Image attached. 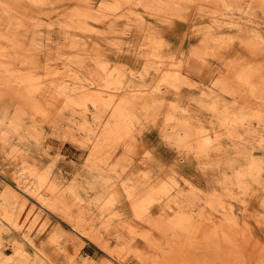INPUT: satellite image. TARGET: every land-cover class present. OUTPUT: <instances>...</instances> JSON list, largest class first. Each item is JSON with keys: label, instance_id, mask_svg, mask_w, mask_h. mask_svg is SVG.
<instances>
[{"label": "rangeland", "instance_id": "obj_1", "mask_svg": "<svg viewBox=\"0 0 264 264\" xmlns=\"http://www.w3.org/2000/svg\"><path fill=\"white\" fill-rule=\"evenodd\" d=\"M31 2L0 0L6 264H264V0Z\"/></svg>", "mask_w": 264, "mask_h": 264}, {"label": "bare ground", "instance_id": "obj_2", "mask_svg": "<svg viewBox=\"0 0 264 264\" xmlns=\"http://www.w3.org/2000/svg\"><path fill=\"white\" fill-rule=\"evenodd\" d=\"M32 1V2H31ZM35 1H37V0H30V2L32 3V4H34V5H37L36 3H35ZM39 1V0H38ZM43 1V0H42ZM47 2H48V0H46ZM34 2V3H33ZM41 2V1H40ZM43 4V3H42ZM28 6H30V5H28ZM7 7V6H6ZM31 7V6H30ZM34 7H36V6H34ZM4 8V7H3ZM32 8V7H31ZM60 8V7H59ZM62 8V7H61ZM69 8H71V7H68V9ZM77 7H75V8H73L72 7V10H74V9H76ZM79 8V7H78ZM90 8V7H89ZM92 8V7H91ZM99 8H101V7H99ZM39 9V8H38ZM38 9H37V11H38ZM65 9V8H64ZM93 9V8H92ZM8 10V9H7ZM43 10V9H42ZM53 10V9H52ZM51 10V11H52ZM71 9H70V11H69V13H72L71 11H72ZM80 10H84L83 9V7H82V9L80 8ZM90 10V9H89ZM96 10V9H95ZM99 10V9H98ZM4 11V10H3ZM6 11V10H5ZM87 12L86 13H89L88 12V9L86 10ZM50 12V11H49ZM61 12V11H60ZM75 12V13H74ZM79 13V12H78ZM85 13V12H84ZM13 14H14V12H13ZM57 14H59V12L57 13ZM61 14V13H60ZM68 14V13H67ZM73 14H75V16H76V11H73ZM73 14H71V15H73ZM80 14V13H79ZM94 15H95V12L93 13ZM92 13H89V15H91V16H94ZM104 14V13H103ZM64 15H66V14H64ZM70 15V14H69ZM78 15V14H77ZM82 15V14H81ZM86 16H88V15H86ZM85 16V17H86ZM96 16V15H95ZM104 16V15H103ZM12 17V16H11ZM80 18V17H79ZM88 18V17H87ZM90 18V17H89ZM92 18V17H91ZM98 18V17H97ZM96 19V18H95ZM98 19H100V18H98ZM78 21H79V19H78ZM78 21H76V23L78 22ZM85 22V21H84ZM76 23H74V24H76ZM79 23V22H78ZM81 23H83V22H80V24ZM88 23V22H87ZM74 24H73V26H74ZM89 24V23H88ZM70 25H71V23H70ZM90 25V24H89ZM79 26V25H78ZM82 26V25H81ZM92 26V25H91ZM89 28V27H88ZM82 29V28H81ZM91 29V28H90ZM84 30V29H83ZM152 33V32H151ZM78 41V40H77ZM152 41V40H151ZM73 43V42H72ZM71 43V45H72V47H73V44ZM8 45V44H7ZM11 45V47L13 48V46H15L14 44H13V46H12V43L10 44ZM20 46V44L18 45V47ZM68 46H70V45H68ZM67 46V47H68ZM75 46V45H74ZM11 47L10 48H8V49H10V51H11ZM18 47H16L17 49H18ZM72 47H70L71 48V50L74 48H72ZM21 48V47H20ZM76 48V47H75ZM74 48V49H75ZM69 49V48H68ZM5 50H6V48H5ZM70 50V49H69ZM78 50V49H77ZM77 50H72L73 52H76ZM19 51H21V49H19ZM6 52H7V50H6ZM5 52V53H6ZM72 52V53H73ZM19 53V52H18ZM17 53V54H18ZM3 54V53H2ZM7 54L8 55H10L8 52H7ZM7 54H5V55H7ZM12 54V53H11ZM76 54H78V53H76ZM4 55V54H3ZM13 55V54H12ZM148 56H149V54H147ZM150 55H151V53H150ZM153 55V54H152ZM20 56V55H19ZM80 57V56H79ZM150 57V56H149ZM23 58H25L26 59V57H24L23 56ZM23 58H21L22 60H23ZM78 58V57H77ZM20 58H18V60H19ZM20 59V60H21ZM25 62V61H24ZM30 62V64H32L33 62L32 61H29ZM29 62H26V63H24L25 65H27ZM5 63V62H4ZM7 63V62H6ZM35 63V62H34ZM8 64V63H7ZM5 65V64H4ZM29 65V64H28ZM33 65V64H32ZM30 66V65H29ZM35 66V65H34ZM34 66H31L32 68H34ZM6 67V66H5ZM50 67V66H49ZM82 67H84V65L82 66ZM88 67V66H87ZM16 68H18V67H16ZM28 68V67H27ZM48 68V67H47ZM54 68V67H53ZM8 69V68H7ZM50 69H51V67H50ZM85 69V68H84ZM91 69V68H90ZM29 70L31 71L32 69H28V72H29ZM87 70V69H86ZM89 70V69H88ZM16 71V70H15ZM33 71V70H32ZM37 71V70H36ZM48 73H47V75L51 72H54L53 71V69H51V71L50 70H46ZM5 72V71H4ZM3 72V73H4ZM7 73L9 72V71H6ZM10 72H12V71H10ZM9 72V74H11ZM34 72V71H33ZM33 72H29L31 75L30 76H33L34 75V73ZM14 73V72H13ZM12 73V74H13ZM16 73V72H15ZM33 73V74H32ZM50 73V74H51ZM91 72H89V74H90ZM5 74V73H4ZM36 74V73H35ZM50 74H49V76H50ZM53 74V73H52ZM51 74V75H52ZM37 75V74H36ZM36 75H34V76H36ZM6 77L8 76V75H5ZM17 76V75H16ZM9 77V76H8ZM15 77V76H14ZM13 77V78H14ZM19 77V76H18ZM18 77H17V81L19 80L18 79ZM12 78V77H11ZM12 78V79H13ZM34 78V77H33ZM9 79V78H8ZM33 81H34V79H32ZM38 80L39 79H35V81H36V83L38 82ZM11 81V80H10ZM14 81V80H13ZM29 81V82H28ZM32 81V82H33ZM34 81V82H35ZM41 81V80H40ZM12 82V81H11ZM15 82H16V80H15ZM33 82V83H34ZM26 85H29L30 83H31V79L30 80H27L26 82ZM28 83V84H27ZM24 84V83H23ZM39 84V83H38ZM20 85H21V83H20ZM14 87H16L15 85H13ZM22 86V85H21ZM25 86V85H24ZM12 87V86H11ZM21 88V87H20ZM23 88V87H22ZM16 91V90H15ZM14 91V92H15ZM22 91V90H21ZM14 92H12V93H14ZM15 94V93H14ZM240 178H241V176H239ZM240 178H238V180L240 179ZM241 182V181H240ZM26 184L27 183H24L23 182V184L21 185L23 188L22 189H20L19 187V190L21 191V192H23L22 193V195L24 194L27 198H29L31 201H33V203H35L38 207H40L41 209H43V210H48V207H50L49 206V201L45 198V197H42V196H40V195H38L37 193H33V191L31 192L30 191V189L28 188V187H26ZM14 192V191H13ZM10 195H12V194H10ZM18 194H16V196H17ZM13 197V196H12ZM19 197H20V195H19ZM19 197H15L16 199H19ZM20 199L22 200V204L25 206V207H27L26 208V210H28V213L29 212H31V213H33V214H35V213H39L40 214V212L41 211H39L40 209H38L36 206H34V204L32 205V204H30L26 199H24V198H22V196L20 197ZM24 199V200H23ZM219 199V198H218ZM21 200H19V201H21ZM212 204V203H211ZM210 204V205H211ZM213 205H214V203H213ZM24 206H23V208H24ZM3 208H5V204H2L1 206H0V209H3ZM213 208V207H212ZM7 209V208H6ZM30 209V210H29ZM4 211V210H3ZM7 212V211H6ZM49 212V211H48ZM30 214V213H29ZM39 214H35V215H39ZM42 215V214H41ZM34 216V215H33ZM36 217H38V216H36ZM39 217H40V215H39ZM226 219V218H225ZM232 219V218H231ZM235 219V218H234ZM233 220V219H232ZM236 221V220H235ZM224 222V221H223ZM226 222V221H225ZM230 222H231V220H230ZM237 222V221H236ZM227 223V222H226ZM233 223H234V221H233ZM232 223V224H233ZM71 224L72 225H69V227H70V229L73 231L74 230V232H76L77 234H82L81 233V231H82V225L78 222V221H76V220H72V222H71ZM221 224V223H220ZM227 224H229V223H227ZM18 225H19V223H18ZM218 225V224H217ZM215 226V225H214ZM223 226V225H222ZM217 227V226H216ZM225 227V226H224ZM219 228H220V226H219ZM226 228V227H225ZM221 229V228H220ZM233 229H234V227H233ZM226 230V229H225ZM221 231V230H220ZM232 231V230H231ZM35 233V232H34ZM34 233H33V231L32 230H30L26 235H25V239H27L29 242H31V244H34V245H36L35 246V248L37 247V249H38V247H40L39 249L41 250L43 247H41V244H42V246H43V241H42V243H40V240L36 237V234H35V236H34ZM225 233V232H224ZM232 233V232H231ZM230 233V234H231ZM223 234V233H222ZM70 235V234H69ZM224 236V235H223ZM225 236H227V235H225ZM70 237V236H69ZM229 237V236H228ZM40 238V237H39ZM227 239V238H226ZM34 245H32V246H34ZM18 247H20L21 248V244H20V242L18 243ZM40 250L38 251V250H36L37 252H40ZM42 250H44V252H45V254H44V252L42 253V255L44 254V255H46V258L45 259H47V256L48 257H50V259H48V260H51V257H55L56 258V255H55V253L54 252H51L47 247L45 248H43ZM40 253V254H41ZM39 254V253H38ZM41 255V256H42ZM55 255V256H54ZM40 257V256H39ZM43 257V256H42ZM45 257V256H44ZM33 258H35L34 260H37V257L34 255L33 256ZM8 259V257H7V254H6V252L5 251H0V264H6L7 263V260ZM51 261H54V259H52ZM51 261H48L49 263L51 262ZM52 264H53V262H52Z\"/></svg>", "mask_w": 264, "mask_h": 264}, {"label": "snow or ice", "instance_id": "obj_3", "mask_svg": "<svg viewBox=\"0 0 264 264\" xmlns=\"http://www.w3.org/2000/svg\"><path fill=\"white\" fill-rule=\"evenodd\" d=\"M193 56L195 57V53H193ZM190 71L192 73H197V72L203 71L201 64L199 62H197V59H194L193 62L190 64ZM252 195H253V192H252L251 189H248V190L242 189L241 192H240V194H239V196L245 197V198L251 197ZM253 206L256 207V208H258V209H260L261 211H264V205L254 204ZM246 210L249 211V212L252 211L251 208H248ZM259 224H260V227L262 229H264V218H261L260 219Z\"/></svg>", "mask_w": 264, "mask_h": 264}]
</instances>
